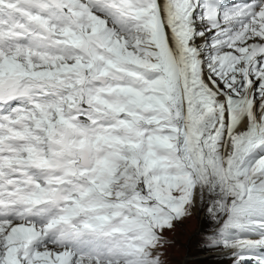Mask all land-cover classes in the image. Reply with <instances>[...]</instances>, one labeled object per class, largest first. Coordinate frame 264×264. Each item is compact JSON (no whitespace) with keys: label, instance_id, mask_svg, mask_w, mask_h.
I'll return each mask as SVG.
<instances>
[{"label":"snow or ice","instance_id":"obj_1","mask_svg":"<svg viewBox=\"0 0 264 264\" xmlns=\"http://www.w3.org/2000/svg\"><path fill=\"white\" fill-rule=\"evenodd\" d=\"M205 205L264 264V0H0V264H163Z\"/></svg>","mask_w":264,"mask_h":264},{"label":"rangeland","instance_id":"obj_2","mask_svg":"<svg viewBox=\"0 0 264 264\" xmlns=\"http://www.w3.org/2000/svg\"><path fill=\"white\" fill-rule=\"evenodd\" d=\"M205 208L206 205L205 207H200L193 228H188L189 223H193L190 215L178 222H174L172 229L166 228L163 231V236L168 241L160 249L163 264H180L181 259L187 255L197 257L212 250L214 251L213 248L204 247V241L198 238L201 233H207L212 227L209 219L206 218Z\"/></svg>","mask_w":264,"mask_h":264},{"label":"bare ground","instance_id":"obj_3","mask_svg":"<svg viewBox=\"0 0 264 264\" xmlns=\"http://www.w3.org/2000/svg\"><path fill=\"white\" fill-rule=\"evenodd\" d=\"M225 4H230L233 2V0H223ZM205 207V206H204ZM200 207H194L191 211V218L193 223H189L188 228H193L195 225L196 217L199 214ZM200 215H202L200 213ZM207 218V216H206ZM205 218V219H206ZM202 225V224H201ZM210 228V227H209ZM203 229V228H202ZM205 230V229H204ZM208 232V231H207ZM206 233H201L198 237L199 239L204 241ZM255 239L256 237H250ZM204 246V242H203ZM205 247V246H204ZM211 252L199 255L197 257H191L189 255L185 256L183 259H181L180 264H233L234 257L230 255H226L227 252H230L232 250L230 249H223V248H213ZM245 264H254V261H246Z\"/></svg>","mask_w":264,"mask_h":264}]
</instances>
